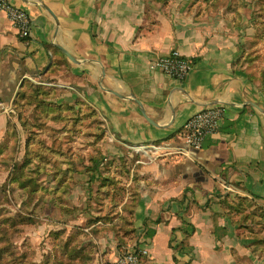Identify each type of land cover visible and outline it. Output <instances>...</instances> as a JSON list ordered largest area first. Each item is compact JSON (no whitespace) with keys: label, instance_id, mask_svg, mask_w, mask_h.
<instances>
[{"label":"crops","instance_id":"crops-1","mask_svg":"<svg viewBox=\"0 0 264 264\" xmlns=\"http://www.w3.org/2000/svg\"><path fill=\"white\" fill-rule=\"evenodd\" d=\"M10 1L28 12L32 26L23 38L0 10V104H13L29 84L50 88L57 103L80 98L104 122L107 151L136 153L139 164L132 212L100 211H121L127 222L92 220L100 212L78 194L94 179L79 171L67 196L78 211L62 212L55 225L33 226L32 237L64 229L69 239L80 232L96 246L88 264L115 259L120 243L147 248L144 264H235L233 248L243 234L221 215L220 201L257 197L264 206V95L238 64L233 25L242 14L234 0ZM173 50L192 64L184 79L154 66ZM210 106L221 107L223 118L194 148L185 141L184 123ZM8 117L0 106V142ZM221 181L233 190L220 192ZM128 190L127 204L133 201ZM68 217L75 220L70 228L63 224Z\"/></svg>","mask_w":264,"mask_h":264},{"label":"trees","instance_id":"trees-1","mask_svg":"<svg viewBox=\"0 0 264 264\" xmlns=\"http://www.w3.org/2000/svg\"><path fill=\"white\" fill-rule=\"evenodd\" d=\"M251 80L253 79L251 78ZM258 89L264 95V82L258 85ZM43 91H46L47 94L42 95ZM28 94H36L34 98L37 99L36 103L33 104V107L37 109L32 115L33 108L29 114V119L25 116L26 112L23 111L24 104L28 102L25 100L28 98ZM51 95L50 88L33 84H29L25 89L23 87L13 101L12 112L8 117L7 130L10 127V134L7 136L6 130L0 142V155L6 150L13 152V146L10 143L14 140L11 136L19 135L18 127L14 123V117H16L24 130V152L22 158L18 160L20 146L17 145L16 151L10 155V159L13 156L11 176L15 179L10 182V197L16 203L21 202L20 208L25 210L26 213L19 209V214L0 216V264H5L4 260L9 257H12L13 261H19L20 264H23L25 259V264L29 262L28 251L27 257L25 256L23 260L20 255L13 257L10 254V251H15L19 247L7 237L3 228L4 225L16 229L17 225L37 226L40 221L42 222L47 206L57 207L61 212L67 214H74L78 211V208L71 206L67 199L71 187L69 182L72 181L74 173L85 172L90 175L91 179L98 182L96 194L91 197L97 205H93V207L87 205V208L102 212L106 203L112 202L116 207L119 206L121 211L131 213L136 200V192L139 189L140 181L138 176L139 164H136L138 154H133L131 158L123 154L122 156L114 154L112 157H108L103 155L97 148L95 156L87 162L78 161L73 154L72 156L67 154L63 148V143L59 142L61 132L64 131L68 138L74 137L77 132L85 131L81 130V125L85 121H89V127L94 125L96 133L93 132L92 128L84 133L87 135L94 133L97 140V136L101 137L104 134L106 127L99 118L97 110L80 100V98H76L72 103H57L51 100ZM50 122L56 125L60 124L61 127L52 128L48 132L47 125ZM98 126L102 130L101 134L97 132ZM39 135L47 136L51 139V142H46ZM105 169L106 171H103ZM41 178L42 180L39 183L30 186L32 180ZM122 179H125L127 184H123ZM128 184H134L128 190L131 197H133V201L129 204H127L124 197L127 192L126 185ZM0 193L3 198H6L5 192ZM255 198L236 196L234 198L225 197L220 201L223 210L221 215L229 216L232 222L237 224L239 234L242 233L241 226H247L251 220L250 214L243 213L244 208L246 206H260ZM121 211H118L115 215L111 212L105 214L100 212L92 220L94 222L111 223L112 226H116L121 220L128 221ZM261 216H264V212L261 213ZM81 234L80 232H72L68 239V236L65 237L66 230L64 229L50 231L47 237L51 248L43 254L40 264H88L92 258V253L96 251V246L92 241L83 242ZM126 246L127 244L124 243L118 245L119 254L125 250ZM28 247H30V244H28ZM175 249L178 250L179 247Z\"/></svg>","mask_w":264,"mask_h":264},{"label":"rangeland","instance_id":"rangeland-1","mask_svg":"<svg viewBox=\"0 0 264 264\" xmlns=\"http://www.w3.org/2000/svg\"><path fill=\"white\" fill-rule=\"evenodd\" d=\"M232 2L235 4V10L242 14L240 20L233 25L236 27L237 34L239 35L238 44L241 50L238 58V64L245 68L248 75L253 79L254 82H257L258 85H261L262 82H264V0H234ZM230 29L232 30V28ZM57 92L61 93L62 91L57 88ZM41 94H47V92L43 91ZM35 95L36 94H28V98L25 99L28 102L24 104L23 111L26 112L27 115L25 114V116H27V119H29V114L34 108L33 104L36 103L37 99L34 98ZM51 100L54 102L56 101L54 95L51 97ZM36 109L37 108L35 107L34 111L31 113L32 115ZM14 121L18 127L17 130L19 135L11 136L14 140V142L10 143L13 146V152L11 153L10 151L6 150L2 155H0V192H5L6 195V198H3L0 195V216L19 214L18 210L21 209V202L16 203L12 197H10V182L15 180L13 179L14 177L11 176V173L13 172V166L11 164L13 156L10 159V155L16 151V146L19 145L20 149L18 152V160L22 158L24 152L23 142L25 138L23 127L20 126L19 122L16 120V117H14ZM10 124L12 125V123ZM88 124L89 121L82 123L81 130L85 131L77 132L75 136L71 138H68V135L65 134L64 131L60 133L59 142L63 143V148L66 150L64 151L71 156L73 154L75 158L79 157L83 162H87L91 157L95 156L94 154L96 153L97 148L103 155L112 157L113 154L107 151L106 139L103 137V134L101 137L97 136V140H94L93 137L84 133L91 128L93 132L96 133V129L94 128L95 126L90 125L89 127ZM58 126L61 127L60 124L56 125L50 122L47 125V131L52 128H60ZM101 131L102 130L100 129V126H98V134H101ZM9 134L10 127L7 130V136ZM39 137L46 142H51V139L47 136L39 135ZM8 141L10 142L9 138ZM130 157L132 156L130 155L128 158ZM103 171H106V169ZM41 180L42 178L38 180H32L30 182V186H33L35 183H39ZM122 180L123 184H127L125 179ZM69 184L75 187L74 185L76 182L72 180L69 182ZM97 185L98 182L96 180L89 179L86 186H83V191L78 194L80 197H85V204L92 207L93 205H97L96 202H94L91 198L96 194ZM131 186V184L126 185V190L130 189ZM72 194L73 192L71 189L68 199L71 198ZM75 197H77V194H75ZM115 207L116 205L114 203L107 202L104 210L107 209L108 211ZM21 210L26 213L25 210ZM262 212H264V206L262 207L255 205L246 206L244 208L243 213L250 214L251 220L248 222L247 226H241L240 228L243 236L238 239L242 240L243 243L236 244L234 246L235 249L233 248L235 264H264V241H261L264 240V216H261ZM61 214L62 212L57 207L47 206L46 214H44L47 217L46 220L42 221V223L55 225L59 222ZM49 216L53 217L54 219L49 220ZM70 220L75 222L74 218L72 217H68V219L63 220V224L68 228L73 226V223ZM3 228L7 234V237L12 242L16 243L17 247H19L18 249H15V251H10V254L13 257L20 255L23 260L25 259V256L27 257L26 254L28 251V264H40L43 254L51 248L46 233L42 232L37 238L32 237L33 230L30 229L34 228L33 226L17 225L16 229L9 225H4ZM234 235L236 236V227L234 229ZM28 244H30V247L27 248ZM242 254L250 255V258L247 257V259H245V256ZM4 262L5 264H20L19 261H13L12 257L5 259ZM25 263L26 259L24 260L23 264Z\"/></svg>","mask_w":264,"mask_h":264},{"label":"built area","instance_id":"built-area-1","mask_svg":"<svg viewBox=\"0 0 264 264\" xmlns=\"http://www.w3.org/2000/svg\"><path fill=\"white\" fill-rule=\"evenodd\" d=\"M0 10L6 13L21 37L27 38L30 36L32 21L25 9L10 0H0ZM154 66L172 78L179 80L184 79L192 69L190 60L182 57L177 50L157 58L154 61ZM0 106L4 113L10 116L12 103L4 101L1 102ZM223 114V109L219 106L206 107L191 114L184 123L185 141L194 148H200L203 141L217 131ZM219 184L217 187L220 192L233 190L226 182L221 181ZM147 255L148 249L136 244L125 248L115 259H105L100 256L97 264H144Z\"/></svg>","mask_w":264,"mask_h":264},{"label":"water","instance_id":"water-1","mask_svg":"<svg viewBox=\"0 0 264 264\" xmlns=\"http://www.w3.org/2000/svg\"><path fill=\"white\" fill-rule=\"evenodd\" d=\"M65 54H66L71 60H73V58H72L67 52H65ZM260 111L262 112V114H263V116H264V107H263V106L260 107Z\"/></svg>","mask_w":264,"mask_h":264}]
</instances>
